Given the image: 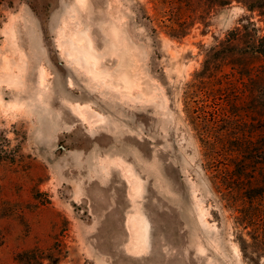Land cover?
<instances>
[{
  "label": "rangeland",
  "instance_id": "374dc122",
  "mask_svg": "<svg viewBox=\"0 0 264 264\" xmlns=\"http://www.w3.org/2000/svg\"><path fill=\"white\" fill-rule=\"evenodd\" d=\"M78 30L93 71L70 55ZM263 37L264 0H0V264H264L186 111L196 80L253 129ZM224 74L248 95L224 97Z\"/></svg>",
  "mask_w": 264,
  "mask_h": 264
},
{
  "label": "trees",
  "instance_id": "16d2710c",
  "mask_svg": "<svg viewBox=\"0 0 264 264\" xmlns=\"http://www.w3.org/2000/svg\"><path fill=\"white\" fill-rule=\"evenodd\" d=\"M258 51L264 53V41ZM224 76V97L227 93L248 95L246 85L232 87L233 79L229 74ZM200 80L204 82L202 78ZM196 84L195 80L188 85L186 111L204 147L208 168L216 185L224 187L226 206L240 213L239 224L251 229L253 243L264 251V118H258L253 129H245L240 123L246 120L240 103L224 101L222 104L215 97L221 94V88L206 85L197 88ZM196 93H202L206 98L212 96L214 101L195 104ZM252 96L253 100L259 96L257 101L264 107V86ZM223 157L224 174L218 166Z\"/></svg>",
  "mask_w": 264,
  "mask_h": 264
},
{
  "label": "bare ground",
  "instance_id": "6f19581e",
  "mask_svg": "<svg viewBox=\"0 0 264 264\" xmlns=\"http://www.w3.org/2000/svg\"><path fill=\"white\" fill-rule=\"evenodd\" d=\"M84 1L85 0H79V2L81 4ZM78 31L79 32H76V33L73 32L72 36L70 35L71 41H72V46H73V49L70 51V55L72 56L74 61H76L77 63L81 64L82 66L93 71L94 62L90 61L89 53L85 49V47H86L85 36L83 35L82 30L81 31L78 30ZM129 61H128V59L126 61V62H128V65H129ZM131 65L132 64L130 63L129 67H132ZM129 67H127V68H129ZM130 70H131V68H130ZM4 75L6 76V74H4ZM128 76H127V69L124 66L123 67L121 66V68H118V70L113 72L112 78L110 80L117 88H119L121 90L128 91L127 85H126L127 83H125V79L128 78ZM7 79H8V77H7ZM14 80H16V79H14ZM8 81H9V79H8ZM78 110H80V109H78ZM87 110H90V112L94 115H98L90 107H87ZM92 119H94V118H92ZM128 180H129V182H128L129 183V192H130V194H133V193H135V191L139 187V181L137 179H134L131 175H128ZM145 226H146L145 218L139 216L138 214H129L128 215L127 227L129 229L130 239H129V242L127 243V246L130 250L137 252V251H140L142 249V247L147 245L148 241H147V234L145 232Z\"/></svg>",
  "mask_w": 264,
  "mask_h": 264
}]
</instances>
